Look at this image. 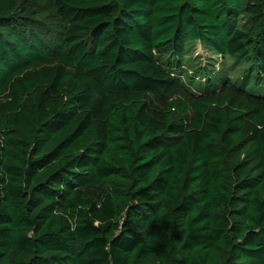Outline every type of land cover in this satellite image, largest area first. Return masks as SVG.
Here are the masks:
<instances>
[{
    "label": "trees",
    "instance_id": "16d2710c",
    "mask_svg": "<svg viewBox=\"0 0 264 264\" xmlns=\"http://www.w3.org/2000/svg\"><path fill=\"white\" fill-rule=\"evenodd\" d=\"M37 1L61 30L0 0V264H264V97H175L198 41L264 87V0Z\"/></svg>",
    "mask_w": 264,
    "mask_h": 264
},
{
    "label": "rangeland",
    "instance_id": "374dc122",
    "mask_svg": "<svg viewBox=\"0 0 264 264\" xmlns=\"http://www.w3.org/2000/svg\"><path fill=\"white\" fill-rule=\"evenodd\" d=\"M19 11L53 21L55 23L52 25L56 29H62L63 24L60 18L52 12L47 14L52 16L46 17L41 12L37 0H20ZM47 20L45 21L49 22ZM187 48L189 51L192 50L191 59L187 61L189 56H186L182 60L184 65L181 66V69L178 68L177 73H179L178 76L184 86L175 94V97L189 98L194 94H221L225 92L232 93L239 98H249L253 96L252 94L264 97L263 80L255 76L251 82L244 84L246 75L254 73L250 71V67L245 62H239L238 59L229 55L223 57L215 54L206 49L200 41ZM208 62L211 64L209 65ZM260 85L261 88H258Z\"/></svg>",
    "mask_w": 264,
    "mask_h": 264
}]
</instances>
